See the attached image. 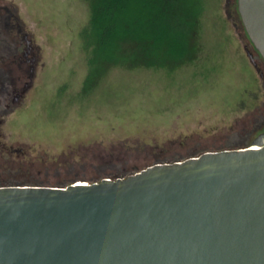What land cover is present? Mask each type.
I'll return each mask as SVG.
<instances>
[{"label":"rangeland","instance_id":"obj_1","mask_svg":"<svg viewBox=\"0 0 264 264\" xmlns=\"http://www.w3.org/2000/svg\"><path fill=\"white\" fill-rule=\"evenodd\" d=\"M5 13L35 63L10 75L0 48V186L124 178L264 132V62L227 0H204L197 57L172 70L90 66L84 0H0V47Z\"/></svg>","mask_w":264,"mask_h":264},{"label":"water","instance_id":"obj_2","mask_svg":"<svg viewBox=\"0 0 264 264\" xmlns=\"http://www.w3.org/2000/svg\"><path fill=\"white\" fill-rule=\"evenodd\" d=\"M237 11L264 62V0ZM0 264H264V132L124 178L0 186Z\"/></svg>","mask_w":264,"mask_h":264},{"label":"trees","instance_id":"obj_3","mask_svg":"<svg viewBox=\"0 0 264 264\" xmlns=\"http://www.w3.org/2000/svg\"><path fill=\"white\" fill-rule=\"evenodd\" d=\"M84 1L90 66L172 70L196 59L204 0Z\"/></svg>","mask_w":264,"mask_h":264},{"label":"flooded vegetation","instance_id":"obj_4","mask_svg":"<svg viewBox=\"0 0 264 264\" xmlns=\"http://www.w3.org/2000/svg\"><path fill=\"white\" fill-rule=\"evenodd\" d=\"M234 6V19L240 20V16L237 11V0H227V6ZM5 17V22H4V29L6 32V38H3L1 48V53L5 55V59H7V66L9 67L8 74H12L13 70L16 69L17 71H22L23 68L28 67L30 71L33 69V65L35 63V55L31 51L30 46H29V41L26 40V37L23 36L22 40L26 42V47L27 51L23 50L20 51V38L19 37H11L10 33L11 30H13V26L10 24V21L13 19V15L9 13H5L3 15ZM228 17H232L231 14H228ZM20 30H18L19 33ZM246 49V48H245ZM31 76V75H30ZM14 78L15 77H10L12 83H14ZM20 77H16L17 80H19ZM4 87L3 80L0 79V91ZM24 90V89H23ZM15 92V91H13ZM15 99H13L14 101ZM3 124V118L0 117V128ZM1 138V134H0ZM0 148L4 150H9L11 148H7L5 144L1 143L0 141Z\"/></svg>","mask_w":264,"mask_h":264}]
</instances>
